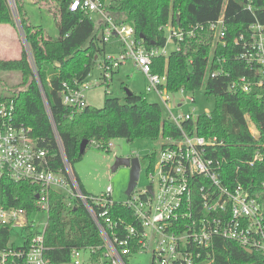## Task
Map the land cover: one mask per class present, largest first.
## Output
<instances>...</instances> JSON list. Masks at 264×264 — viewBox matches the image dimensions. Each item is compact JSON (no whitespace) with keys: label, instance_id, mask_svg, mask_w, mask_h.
Listing matches in <instances>:
<instances>
[{"label":"trees","instance_id":"16d2710c","mask_svg":"<svg viewBox=\"0 0 264 264\" xmlns=\"http://www.w3.org/2000/svg\"><path fill=\"white\" fill-rule=\"evenodd\" d=\"M34 2L54 16L57 38L48 37L40 26L30 24L21 10L20 0H13L24 42L17 60H0V73L16 72L20 83L10 89V94L3 90L0 103L13 101L14 123L28 128L38 147L48 151L50 170L58 172L62 169L53 127L69 164L82 157L79 147L83 140L87 141L86 149L91 143L105 148L117 138L127 142L153 141L179 135L178 128L162 116L158 104L133 93L122 100L105 96L101 108L86 105L70 117L58 95L63 84L75 87V83L85 81L94 60L104 54L105 44L100 37L103 25L95 16L71 12L70 0ZM245 4L250 5V11L242 6ZM222 9L230 46H233L232 39L255 20L264 24V0H106V12L112 20L131 26L136 39L141 40L146 49L165 45L166 25H206L215 21ZM0 26L17 30L8 0H0ZM209 41L206 32L196 34L181 52L170 53L166 60L153 59L151 72L166 75L169 92L184 88L195 93L203 88L204 95L213 99L210 113L201 114L195 120L183 123L182 127L188 134L216 137L221 141L223 146L217 156L226 159L232 183L238 181L245 187L250 186L264 204V167L248 168L240 164L252 158L257 145L264 144V92L258 88L246 94L227 92L232 81L247 75L243 65L237 62L225 65L228 76L210 78L206 68ZM223 53L222 50L215 52L219 57L224 56ZM188 60L192 63L188 64ZM249 127L254 130V136ZM155 159L154 154L145 157L147 168L152 167ZM238 165L240 170L235 174ZM37 191V187L26 182H14L5 177L0 181V205L22 208L30 215ZM49 199L43 235L46 257L53 264H67L71 251L80 250L88 255L87 264H106L103 240L84 205L78 199L69 204L64 195L57 192H51ZM115 211L117 216L129 215L119 205L113 207V214ZM13 230L0 224V251L18 249L10 240ZM211 250L212 262L209 264H264V255L255 251L247 253L233 242L214 239Z\"/></svg>","mask_w":264,"mask_h":264},{"label":"built area","instance_id":"2783aa9c","mask_svg":"<svg viewBox=\"0 0 264 264\" xmlns=\"http://www.w3.org/2000/svg\"><path fill=\"white\" fill-rule=\"evenodd\" d=\"M8 2L13 9V0ZM242 6L251 10L249 4ZM69 10L99 18L103 25L100 32L102 43L106 44L111 38L117 41V53H104L99 63L104 83L110 81L113 73L125 62L131 61L145 77V93H153L160 100L166 119L178 128L179 135L161 139L160 153L152 167L146 170L148 184L141 188L136 184L126 201L116 202L109 186L98 196L82 191L54 127L62 169L58 172L50 170L48 151L38 147L28 128L14 123L13 101L0 103V181L7 177L37 187L31 213L38 211L46 216L42 228L35 230V218L27 215L25 209L0 205V224L24 231L20 233L23 244L17 245L18 249L0 251V264H53L45 255L43 239L51 192L64 195L69 204L78 199L84 205L103 240L106 264H131L129 259L137 254L149 255V264H209L214 239L233 242L251 253L255 251L264 255V204L250 186L245 187L238 181L232 183L226 159L217 156L223 146L221 141L216 137L188 134L183 129L182 124L192 120L191 114L195 110L192 108L181 114V108L193 104L194 99L183 96L182 101L170 107L169 96L183 95L188 91L180 88L169 92L166 75L151 72L153 59L161 57L166 60L170 53L181 52L196 34L206 32L210 38V54L206 58L209 77L228 76L225 65L237 62L243 65L247 75L232 81L227 92L246 94L253 88L264 92V24L255 20L232 39L233 46H230L222 9L218 18L206 25H166L165 45L146 49L141 40L136 39L131 26L112 20L106 12V0H70ZM168 45L172 47L169 52L166 50ZM218 50H222L224 56H217L215 52ZM191 63L188 60V64ZM212 65L215 67L210 69ZM91 86L86 80L75 83V87L62 85L60 99L70 117L86 107L84 94ZM44 106L49 115L45 101ZM249 131L254 136L251 127ZM97 147L109 152L112 144ZM240 164L248 168L264 167V144L257 145L252 158ZM239 167H236L235 174ZM115 205L126 209L129 215L117 216V211L113 214ZM82 253L72 250L67 264H81Z\"/></svg>","mask_w":264,"mask_h":264},{"label":"rangeland","instance_id":"374dc122","mask_svg":"<svg viewBox=\"0 0 264 264\" xmlns=\"http://www.w3.org/2000/svg\"><path fill=\"white\" fill-rule=\"evenodd\" d=\"M35 0H20L21 10L24 13L27 21L36 26H40L45 34L55 39L57 38V29L55 25V18L50 14L48 9L44 6H39L34 2ZM13 21L17 28L13 31L9 26H0V60H17L21 51V44L24 42L20 31L19 19L16 13L15 6L12 9ZM171 45L167 46V51H171ZM118 50L117 41L111 38L106 44L105 54H116ZM102 55L99 56L92 63L89 75L86 81L90 83L91 88L85 92L86 105L93 108H101L105 96L117 97L122 100L125 96V90L135 94L144 95L146 100L150 103H156L160 106L162 116L167 117L166 112L160 100L153 93H145L146 80L143 73L134 67L131 61L125 62L117 72L112 75V78L107 83L101 79L99 63ZM20 83V76L16 72L0 73V96L4 95L3 90L10 94V89ZM183 96H191L194 99L193 104L185 105L181 108V114L190 112L193 108L194 113L191 114L192 120L201 114L210 113L213 109L214 101L211 97L204 95L203 88L195 93L184 92L183 95H170V107L175 106L182 101ZM177 110L173 108V112ZM112 147L109 152L106 149H100L96 144H89L84 150L82 157L70 164L71 170L76 177L82 189L91 196H98L105 192L106 187L112 190L111 197L116 202H124L127 199L125 194L129 169L126 167H119L115 171H111V167L117 157H137L140 164V172L136 182V187L141 188L148 184L149 180L146 176L148 162L145 157L150 155L158 156L160 147L163 143L161 139L145 140L137 139L132 142H127L124 139H112L110 141ZM35 218L36 229H41L42 224L45 223L46 216L44 213L35 211L30 214ZM11 242L16 245H22L23 240L20 237L19 230H13L10 237ZM82 263L87 264L88 255L82 253ZM131 264H149V255H133L129 259ZM102 264V263H101Z\"/></svg>","mask_w":264,"mask_h":264},{"label":"water","instance_id":"95a60500","mask_svg":"<svg viewBox=\"0 0 264 264\" xmlns=\"http://www.w3.org/2000/svg\"><path fill=\"white\" fill-rule=\"evenodd\" d=\"M131 92L128 90H125V95L130 96ZM60 98V94L58 95ZM87 145V141L83 140L80 143L79 147V154L82 155L84 153L85 147ZM119 167H126L129 169V178H128V183H127V188L125 191L126 196H128L131 191L134 189L137 179H138V174L140 170V164H139V159L137 157H131V156H126V157H117L114 160V163L111 167V171H115ZM247 253H251L250 250H246Z\"/></svg>","mask_w":264,"mask_h":264},{"label":"crops","instance_id":"0c3cea01","mask_svg":"<svg viewBox=\"0 0 264 264\" xmlns=\"http://www.w3.org/2000/svg\"><path fill=\"white\" fill-rule=\"evenodd\" d=\"M80 185V184H79ZM81 187V186H80ZM81 189H82V187H81ZM82 191L85 193V194H87L83 189H82ZM87 195H89V194H87ZM91 196V195H90Z\"/></svg>","mask_w":264,"mask_h":264}]
</instances>
